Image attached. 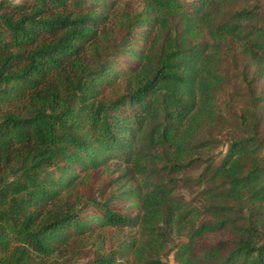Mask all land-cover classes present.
Masks as SVG:
<instances>
[{
    "label": "trees",
    "instance_id": "trees-1",
    "mask_svg": "<svg viewBox=\"0 0 264 264\" xmlns=\"http://www.w3.org/2000/svg\"><path fill=\"white\" fill-rule=\"evenodd\" d=\"M140 1L117 23L118 0L0 1V264H75L78 241L120 227L138 236L83 264H264V9ZM223 42L247 64L243 130L185 201L156 176L198 161L221 121Z\"/></svg>",
    "mask_w": 264,
    "mask_h": 264
},
{
    "label": "rangeland",
    "instance_id": "rangeland-1",
    "mask_svg": "<svg viewBox=\"0 0 264 264\" xmlns=\"http://www.w3.org/2000/svg\"><path fill=\"white\" fill-rule=\"evenodd\" d=\"M1 1V0H0ZM8 4H20L24 0H5ZM188 5L191 4L192 0H186ZM254 5L260 6L264 9V0H240V2L229 6H224L223 10L227 11H236L241 8L247 7L250 8ZM143 4L140 0H118L117 5L114 10L110 11L109 14L113 16V19H110L112 22H118L116 19L122 12L127 13H138L142 12ZM109 20V25H112V22ZM172 22H179V18L172 19ZM115 26L113 23L112 27ZM117 29L115 32L114 39L121 37V32ZM204 34H201V39L204 38ZM136 42H134L135 44ZM139 43H136L137 45ZM134 45V46H135ZM133 46V47H134ZM136 50L139 47H134ZM118 61L115 63L119 69H134L137 66V63L129 59L126 55L119 54L116 57ZM218 66L222 74H224L226 85L220 93L219 98L216 102L215 113L218 117H221V121L214 123L212 126L205 127L201 133V136L205 139H208V145L205 148V151L199 154V160L194 162L191 166H188L183 169L180 173H169L168 171L162 172L156 176L157 179L164 181H172L175 179L174 185V195L178 198L185 201H198L201 200V196L198 193L201 190V184L197 182L198 177L201 175L205 166L213 163L217 165L221 158L226 153L228 148L229 141L237 137L239 133L242 132L243 125L240 123L243 117L245 116L244 110L245 105H247L249 97L247 90L244 85L241 73L246 69V60L244 59L243 54L239 51V48L234 44H228L223 42L219 48V59ZM252 70H250L251 72ZM248 75V78L250 77ZM255 90L254 94H264V81L260 80L257 83L254 82ZM124 83L119 77L117 81V86L115 88L116 93L123 90ZM259 123L262 125L264 132V122L262 119L259 120ZM202 138V139H203ZM264 155V149L262 150ZM98 229L94 231L92 236L84 237V240L76 243L77 253H76V263L83 264L87 258L92 256V253L96 251V248L100 245L104 249H113L119 248V244L123 240H130L131 238H136L137 232L136 227H120L112 228L107 232H100ZM97 236V238H96ZM100 249V252H103ZM168 264H175L173 260V255L170 253L167 257ZM67 264H72L67 263Z\"/></svg>",
    "mask_w": 264,
    "mask_h": 264
}]
</instances>
